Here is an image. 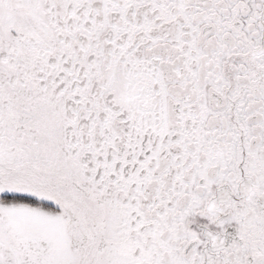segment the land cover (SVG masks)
I'll use <instances>...</instances> for the list:
<instances>
[{
	"label": "snow or ice",
	"instance_id": "6c2138e0",
	"mask_svg": "<svg viewBox=\"0 0 264 264\" xmlns=\"http://www.w3.org/2000/svg\"><path fill=\"white\" fill-rule=\"evenodd\" d=\"M0 264H264V0H0Z\"/></svg>",
	"mask_w": 264,
	"mask_h": 264
}]
</instances>
